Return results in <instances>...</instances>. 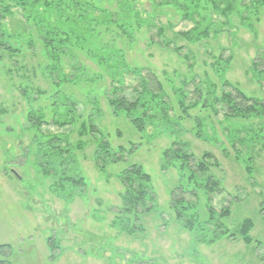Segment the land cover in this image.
I'll use <instances>...</instances> for the list:
<instances>
[{
  "label": "rangeland",
  "instance_id": "rangeland-1",
  "mask_svg": "<svg viewBox=\"0 0 264 264\" xmlns=\"http://www.w3.org/2000/svg\"><path fill=\"white\" fill-rule=\"evenodd\" d=\"M233 1L227 17L207 0L197 9L181 2L190 6L192 19L181 7L154 0H82L84 9H75L69 22L64 2L62 10L37 7L29 13L15 7L13 17L7 16L3 39L19 50L0 51V246L11 247L7 261L264 264V118L226 119L200 106L184 116L173 89L195 77L221 91L227 81L264 101V0ZM53 27L60 38L69 33L67 42L53 43L56 50L43 42L56 31ZM206 28L208 37L198 42L180 35ZM54 51L58 56L51 58ZM136 68L156 75L175 110L173 123L149 126L144 135L125 116L112 114L106 94L119 80L128 91L137 86L126 72ZM69 105L75 113L68 112ZM39 116L47 124L34 128L30 117ZM67 119L73 124L60 126ZM91 125L112 148L134 144L135 153L100 172L94 139L99 135L90 134ZM176 140L198 158L209 153L220 163L212 172L224 192L213 197L212 206L217 212L230 207L231 216L222 223L236 240L226 236L211 242L215 232L211 224L203 225L209 211L203 193L196 208L202 223L198 236L177 221L171 194L185 181L175 167H164V152ZM130 164L152 176L156 198V210L139 224L130 223L137 228L134 234L119 221L124 215L118 175ZM68 177L83 178L86 186H75ZM247 220L254 225L250 245L238 234Z\"/></svg>",
  "mask_w": 264,
  "mask_h": 264
},
{
  "label": "trees",
  "instance_id": "trees-1",
  "mask_svg": "<svg viewBox=\"0 0 264 264\" xmlns=\"http://www.w3.org/2000/svg\"><path fill=\"white\" fill-rule=\"evenodd\" d=\"M162 6H177L185 12L186 18H193L194 13H189L190 6L184 5L181 2H190L196 4L195 9L199 8V3L202 0H154ZM160 1V2H159ZM212 3L215 11L219 15L228 16L234 11L233 0H207ZM64 2V18L69 22L72 16L76 15L75 9H84L85 5L82 0H0V51L16 54L19 50L7 44L4 41V34L2 32L3 22L9 17H13V10L15 7L23 12H29L34 8H42L44 10L56 9L62 10V3ZM90 6V5H87ZM55 12V11H54ZM30 14L28 17L30 18ZM74 24V23H73ZM54 30L51 36H43L45 47L52 48L53 43L58 41L60 36L58 29L53 27ZM159 34H163L164 28L161 27ZM210 28L199 32L197 29L188 32L180 33V35L188 41L198 42L203 38L208 37ZM217 32V31H216ZM63 34V33H62ZM62 41H68L69 33L64 32ZM56 36V37H55ZM63 37V36H62ZM61 41V42H62ZM165 46L171 47V43H165ZM176 53H181L183 48H173ZM51 56V55H50ZM58 53L54 51L51 58H56ZM1 60V56H0ZM260 63H255L256 70ZM128 74L135 76L138 85L128 91L124 87V80H119V85L113 86L112 89L107 91V99L112 114L115 117L125 116L133 128L141 135H144L149 126L157 128L168 126L173 123L171 112L174 110V103L168 95L163 83L156 77L150 70L144 69H131L126 71ZM264 73V70L260 71ZM193 86V89L190 87ZM175 91V100L177 105L182 110V113L188 116V112L197 107L204 109H211L215 114H222L226 119H249V118H264V101L258 98L250 97L244 93L239 87L224 81L223 88L218 91L216 85L211 81L185 79L181 87H173ZM220 92V93H219ZM67 106V105H66ZM69 113H75L73 105H69ZM68 107V106H67ZM73 108V109H72ZM158 109V111H155ZM43 117H30L29 123L34 128H40L43 124H47L42 120ZM200 123V122H199ZM73 124L72 119L64 120L66 126ZM201 126V125H199ZM83 129L88 131L87 124H84ZM89 133V132H88ZM87 133V134H88ZM90 134L98 136L94 138L97 143L95 150V161L100 172H106L110 165L120 164L125 160L127 155L135 153L137 147L131 144L130 149L124 146L116 147L115 149L110 146L107 140H104L100 131L95 125L90 126ZM199 138L201 134L197 135ZM67 153V151H66ZM164 167H175L181 174L185 182H180L176 190L172 191L170 208L173 210L177 221L184 229L198 236V225L200 216L196 211L199 207L198 196L203 193L206 196V205L209 208L208 218L203 225L211 224L214 229V234L211 242H216L223 237H231L236 240V235L223 226L222 221L231 216V209L229 206L222 208L219 212L215 211L212 206V199L216 195L224 192L222 182L218 179L212 169H218L220 163L215 159L212 154L204 153L199 158L191 152L190 148L185 142L176 140L172 143L171 147L164 152ZM251 173V169L248 168ZM75 186L80 184L86 186L83 178L80 180L71 177L64 178ZM123 188V207L120 210L124 217H120L121 226L130 234L137 231L136 227L130 226V223H137L144 215L151 214L156 210V198L153 187L152 176L146 172L143 166L139 164H130L119 175ZM194 198L195 201H190L188 198ZM200 201V200H199ZM203 225L200 226L203 230ZM254 228L253 222L247 220L240 228L238 234L241 236L243 242L247 245L252 244L253 240L250 237V232ZM141 230V229H140ZM53 245V243H51ZM11 247L9 245L0 246V264H11L6 260L10 254Z\"/></svg>",
  "mask_w": 264,
  "mask_h": 264
}]
</instances>
